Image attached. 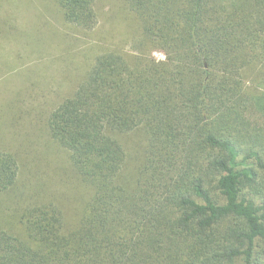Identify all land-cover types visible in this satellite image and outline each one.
<instances>
[{"label": "trees", "instance_id": "trees-1", "mask_svg": "<svg viewBox=\"0 0 264 264\" xmlns=\"http://www.w3.org/2000/svg\"><path fill=\"white\" fill-rule=\"evenodd\" d=\"M97 1L52 0L84 32ZM123 2L130 52L96 56L46 119L84 188L79 216L25 197L0 149V195L16 201L0 264H264V0ZM131 134L145 136L134 159Z\"/></svg>", "mask_w": 264, "mask_h": 264}, {"label": "rangeland", "instance_id": "rangeland-1", "mask_svg": "<svg viewBox=\"0 0 264 264\" xmlns=\"http://www.w3.org/2000/svg\"><path fill=\"white\" fill-rule=\"evenodd\" d=\"M95 10L97 25L84 32L66 24L52 0H0V149L19 161L20 192L31 195L29 186L32 195L37 196V188L55 197L71 224L85 191L63 173L69 166L67 153L50 141L46 119L74 92L96 56L113 50L129 53L140 34L123 0H98ZM153 56L164 57L159 52ZM144 139L134 134L122 139L132 159ZM15 203L10 194L0 195V220L12 216Z\"/></svg>", "mask_w": 264, "mask_h": 264}]
</instances>
